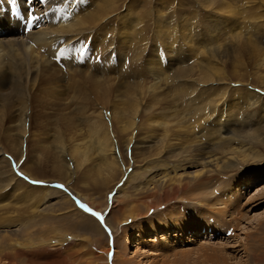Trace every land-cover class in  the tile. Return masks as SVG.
<instances>
[{"label": "bare ground", "instance_id": "bare-ground-1", "mask_svg": "<svg viewBox=\"0 0 264 264\" xmlns=\"http://www.w3.org/2000/svg\"><path fill=\"white\" fill-rule=\"evenodd\" d=\"M134 1L131 0L130 3L134 4ZM197 2L205 9L204 18L198 16L200 13L203 14V9L199 7L194 11V14L192 12L190 14L186 12V14H178V10L173 8L169 11L168 16L171 15V19L176 22L173 24L175 31L169 29L165 23L167 21L162 18L161 21L164 23L158 21L157 31L159 34L163 33V37H157L158 42L155 45L154 42L149 44L152 45L151 48L149 45H145L150 48L152 54L143 60L147 61L148 71L151 72L152 81H154L151 85L141 84V87L135 89L140 95L139 98L146 95L147 98L151 97L150 104L141 107L139 102H132V108H129L131 111L130 118L125 112L127 109H122L123 107H119L118 104L113 106L111 111L112 121L118 123L120 129L125 132L130 130L134 132L136 126L138 127L137 113L140 109L152 111L146 121L143 120L146 124V135L138 141L137 137L130 134L126 138V150L130 147L132 149L135 146L141 147L143 150H140L139 153L145 155L147 152L144 151V148H154L153 150L157 151L158 156L151 158L149 163L158 160V157L167 152L170 154L169 156L174 157L175 163L172 165L162 164L161 160H158L157 165L160 166V169L157 167L158 173L154 175L150 172L151 167L148 165L145 167V171L152 175L147 180V184L159 182L160 186V189L153 192L159 197L156 200L157 203H145V213H148L150 208L158 209L161 204L167 207L172 201L181 200L183 192L190 187L187 181L182 179L184 174H191L190 176H193L198 185L200 182L204 183L201 181L204 174L216 175V177L219 176L218 179L223 177L227 180L234 171L242 170L245 166L255 165L264 159V0H197ZM19 3L16 6L24 8V18H26V10L34 6V15L39 19L32 25L31 29H27L29 26L27 18L25 24H22L21 20L9 18L6 9L11 10V4L8 3V0H0V26L5 29V34L0 35V94H8L6 88L10 83L11 89L23 95L17 94V96L22 97L20 108L16 110L17 119H13L11 116L10 129L7 130L8 136H12L11 132L15 131V139H20L18 154L22 155V146L28 131L25 122V112L28 107L25 108L24 106L25 99L30 92L27 90L28 82H37L38 77L42 76L54 77V72H52L54 67L51 65L54 57L60 56L66 50L68 52L71 42L82 37L83 35L80 34L86 28L99 25V22L104 23L103 31H116L125 48L128 47L129 42L138 39L139 35L142 37L146 28L142 18L132 13L134 11H132V4H126V12L129 7L131 9L127 13L118 12L124 3L122 0H43L42 8L36 6V3L32 1L30 5L26 4L25 0H19ZM19 7H17L18 10H20ZM143 10L146 11V8ZM112 15H116L115 17L120 23H124V26L115 27L116 24L111 22ZM104 39L107 44L111 42V39L108 40L106 36ZM92 46L94 45L92 44ZM162 58L164 61L165 58L168 60L170 66L168 70L166 69L167 66H162ZM63 59L65 58L63 57ZM156 59H160V62L154 65L153 62ZM174 64L177 65V70L175 69L174 74L170 75V71L175 67ZM67 66L82 69L74 66L71 62ZM234 79L240 80L241 82L237 83L242 86L233 88L232 85L236 84L232 82ZM228 80L231 81L227 82ZM222 83L232 85L228 84L223 87L220 85ZM94 85L100 91V84L94 82ZM171 88L173 95L167 94ZM145 89L146 92L143 91ZM149 92L153 93L155 97L150 96ZM171 96H175L174 104H172L173 98ZM0 100L1 104L8 99L0 97ZM157 104H164V106ZM157 107L162 108L156 111ZM100 112L102 115L103 110ZM101 118L102 120L99 122L96 121L98 123L92 121L94 123L93 126L91 125L92 130H94L93 134L95 133L94 138H92V146L102 154L103 162L101 163L104 164V167L98 166V169H103L104 175H112L110 181L113 182V174L117 171L114 169L115 165L119 167V171L123 169L125 171L127 167L124 157L121 153H117L115 148L116 140L112 136V127L108 122H104L103 116ZM195 123H199L198 127L195 125L199 129L197 133L194 132V128L192 130L191 124ZM174 128H182L185 133L192 132L194 134V138L191 140L192 145H194L192 148L197 150L196 153L192 154L186 150H179L181 148L177 146L179 143L176 139L179 138L180 134L172 133ZM157 130H161V133L157 134ZM55 147L59 148L67 159L66 174L73 176L77 166L80 165L74 158V152L66 149L64 145L60 147L58 144ZM78 152L83 153L82 149ZM87 153L84 154L86 157L88 156ZM149 159L147 158V162ZM3 165L4 160L2 158L0 160V202H3L4 199L1 198L3 189L14 181V176L10 175L11 168L8 170ZM179 167H181L182 174L176 172L180 171L177 170ZM167 168H171V170L168 171ZM188 169H194V172H189ZM98 175L99 173L97 178ZM176 176L179 178L175 179ZM79 195H81L80 201H84L85 198L97 208L108 212L107 217L106 214L104 215L107 220H110V215L112 217L114 209H118L121 213L124 212L122 208L125 206L118 208L119 203H114L117 195L113 196L111 203H104V206L83 193H79ZM217 198L219 202L216 203L214 200L217 206L219 203H225L221 197L217 196ZM237 199H239L238 195L235 196V201ZM60 204V208L66 209L65 213H62L63 215L54 216L51 213H41L45 214L43 222L49 223L47 229H51L54 219L59 217L72 221L75 227L85 230L89 236L79 238L71 235L68 229L67 231L60 230L59 236L55 238L46 239L44 237L46 229L42 227L39 231L41 235L37 239L30 236L34 225L30 226V221H26L21 223V226L25 227L27 237L17 239L13 236L16 229L12 227L17 224L20 225V222L16 223L14 218L6 215L9 203H3L0 204V264H36L34 258L37 257H42L41 260L46 261V264H66L69 260H78L80 254L87 260L89 259L88 264L97 260L107 264L108 248L105 249L103 244L105 233L100 222L84 214L73 203H69V205L68 203ZM35 209L40 211L38 207ZM219 209L220 215H223L225 210ZM70 211L73 213H69ZM34 212L36 211H33L31 221L41 215ZM74 215L79 216V219L75 221ZM143 215L145 214L140 208H134L131 215L126 219L116 220L117 226L114 227V218L111 224L114 229L117 230L118 228L119 230L120 228L122 230V225L126 224L129 217L134 220ZM167 218L170 220L168 222L177 224L171 216V219ZM161 222L162 225L170 227L169 223ZM117 234L119 235L120 232ZM149 234L146 232L133 234V240L131 238V241H128L127 247L132 246V242L136 241L138 236L142 235L141 239H143ZM124 239H126L125 235L121 240L118 238V248L114 253V261L117 264H131L133 262V259L126 255L128 252ZM76 240L80 242L75 243ZM62 247L66 249L64 250ZM31 248L44 249L42 253L39 252L40 254L30 257L32 252L27 249ZM20 258H23L24 263L18 260Z\"/></svg>", "mask_w": 264, "mask_h": 264}, {"label": "rangeland", "instance_id": "rangeland-1", "mask_svg": "<svg viewBox=\"0 0 264 264\" xmlns=\"http://www.w3.org/2000/svg\"><path fill=\"white\" fill-rule=\"evenodd\" d=\"M122 1L124 3L118 12L123 11L122 13H125L126 4L130 3L131 0ZM41 4L42 2L37 3L36 6L42 8ZM132 5L134 6H132V11L134 10L132 13L137 14L144 21L146 30L144 35L142 33V37L139 35L138 39L129 42L128 47L125 48L120 35H117L116 31H103L102 26L104 23L99 22V25L86 28L80 34L83 35L82 37L71 42L69 47L71 50L68 52L66 50L60 56L54 57V61L51 62L54 67L52 70L54 77L42 76L38 77L37 82H28L27 90H30V92L24 103L25 108L28 107L25 112L28 131L22 146V155L18 154L21 141L15 139V131L11 132L12 136H8L7 133V130L10 129L11 116L13 119H17L16 110L20 108L22 97L17 96V94H22L11 89L10 83L6 88L8 94H0V97L8 99L0 104V157L2 156L0 160L3 158L4 168L8 170L11 168L10 175L14 176L13 183L3 189L4 192L2 191L1 198L4 199L0 204L9 203L6 215L14 218L16 223L20 222V225L17 224L12 227L16 229L13 236L17 239L27 237L25 227L21 226V223L30 221V226L34 225L30 236L35 238L41 235L39 231L42 227L46 229L44 233L46 239L55 238L59 236L60 230L67 231L68 229L71 235L82 238L89 233L75 227L72 221L58 217L54 219L53 227L47 229L49 223L47 221L43 222V216L48 213L54 216L63 215L62 213H65L66 209L60 208V203H68V205L73 203L75 207L79 208L75 202L81 199L79 193L85 194L88 198L103 204V206L104 203H111L113 196L117 195L114 203H119L118 208L125 206V208H122L124 212L121 213L118 209H114L112 217L110 215V220H107L108 212L106 213L105 210L97 208L85 198L84 201H80L93 211L99 212L103 216L106 214L104 223L100 224L105 233L103 244L105 249L108 248L107 264H117L114 261V253L118 248V238L121 240L124 235L126 237L124 244H126V251L128 252L126 255L133 259L131 264H264V159L258 161L255 165L245 166L242 170L234 171L227 178L230 181L223 177L218 179L219 176L216 177V175L204 174L202 175L204 180H201L204 183L200 182V186L193 176H190L191 174H184L182 179L187 181L190 187L183 192V198L172 201L170 206L167 207L161 204L158 209L153 210L150 208L148 213H145V203H157L156 200L159 197L154 195L153 192L160 189L159 182L147 184V180L158 173L156 170L157 167L160 169V166L157 165L158 160H161L162 164L172 165L175 163L174 157L169 156L170 154L167 152L165 155L158 157V160L149 163L158 156L157 151L153 150L154 148H144V151L147 152L145 155L139 153L140 150H143L141 147L135 146L133 149L130 147L126 150V138L130 134L137 137L138 141L146 135L144 121L152 111H145L144 109L138 111V127L136 126V129H134L136 133L131 130L127 132L121 130L119 124L117 123V125L115 121H112L111 111L113 106L118 104L119 107H123L122 109H127L125 112L130 118L131 111H129V108H132V102H139L141 107L150 104L151 97L147 98L146 95L139 98L140 95L137 94L135 88L141 87V84L151 85L154 81H152L151 72L148 71V63L143 59L152 54L150 53L152 45L149 44L154 42L155 45L158 42L157 37H163V33L159 34L157 31L158 21L164 23L161 19L165 18V21H167L165 23H167L169 29L174 30L173 24L176 22L171 19V15L168 16L171 9L178 10V14H190L191 12L194 14V11L199 7L203 9V14H198L200 18H204L205 9L198 4L197 0H135ZM31 8H34V6ZM144 8H146V11L143 10ZM19 9L21 8L19 7ZM130 10L129 7L127 12ZM6 14L9 18L21 20V23L25 24L26 18H24L22 11L16 16L7 8ZM115 16L112 15L111 17V22L113 21L114 25L116 24L115 27L124 26V23H120ZM27 29L29 28L27 27ZM3 34H5V29L0 26V35ZM104 36L108 40L111 39V42L107 44ZM146 44L150 48L145 46ZM58 57L64 62L65 66L59 63ZM68 60L70 61L68 62ZM70 62L82 69L68 67L67 64ZM158 62H160V59H156L153 64L155 65ZM168 63L166 58L165 61L162 58V66H167V70L170 68ZM174 65L175 67L170 71V75L174 74L175 69L177 70V65ZM229 81L231 80L227 82ZM239 81L232 80L233 84L236 83L235 85L229 83L220 85L224 87V85L229 84L233 88L241 87L242 85L237 83ZM94 82L100 84L102 87V89L100 87V91L94 85ZM143 91L146 92V89ZM168 93L173 95L172 88L167 91ZM148 94L154 96L151 92ZM174 97L171 96L173 98L172 104H174ZM8 102L9 104H7ZM12 103L13 105H11ZM159 106L163 107L164 104ZM162 107H157L156 111H159ZM100 110H103L102 115ZM101 116H103L104 122H108L112 127V136L116 140L114 143L115 148L117 153H121L124 157L127 167L125 171H123L124 169L119 171V167L115 165L114 169L117 171L113 172V182L110 181L112 175H104V170L98 169V166L104 167V164L101 163L103 162L102 154L92 146V138L95 136L92 126L102 120ZM191 125L193 126L192 130L195 129L194 132L197 133L199 123ZM156 132L157 134L161 133V130ZM172 133L180 134L179 138L176 139L179 143L177 146L181 148L179 150H186L192 152V154L197 152L192 148L194 147L191 140L194 138L192 132L185 133L182 128H174ZM85 143L87 146L84 145ZM58 144L60 147L64 145L66 149L68 148L72 153L74 152V158L80 164L73 176L66 174L65 170L68 169L67 159L59 148L55 147ZM80 149L83 153L78 152ZM86 152H88L87 157L84 155ZM117 155L120 157L119 154ZM147 158H150L148 162ZM36 161L37 163H35ZM13 164H15V168ZM147 165L151 167L150 172H152V175L145 171ZM121 166L123 168L122 164ZM180 168L177 169L180 171L176 172L182 174ZM167 170L170 171L171 168H167ZM187 171L194 172V169H188ZM97 172L99 173L98 178ZM24 177H28V179L25 180ZM176 178L179 177L176 176ZM31 181H42L43 183L33 184ZM206 183L207 185H205ZM248 183L250 185H247ZM58 184L64 185V188L55 187ZM236 195L239 197L237 201H235ZM217 196L221 197L225 203H219L217 206L214 203V200L216 203L219 202ZM222 204H224L223 208L221 207ZM37 207L40 211L35 209ZM134 208H140L145 215L134 220L129 217L126 224L122 225V230L120 228L119 230L118 228L117 230L114 229L111 224L113 218L115 227L117 226L116 220L126 219L131 215ZM218 208H220L219 210H225V213L220 215ZM79 209L84 212L83 209ZM98 209L99 211H97ZM33 211H36L35 214H45H41L40 217H36L31 221ZM69 213H73V211ZM84 214L93 217L89 213L84 212ZM170 216L177 224L174 225L168 222L170 220L167 217L170 218ZM157 218L159 219L155 222ZM78 219L79 216L74 215V220ZM161 221L169 223L170 227L162 225ZM105 226L111 230V237L105 230ZM117 232H120V234L118 235ZM141 232L150 234L143 239H141L142 235L138 236V239L132 242V246L127 247L133 234ZM77 242L80 241L76 240L75 243ZM27 250L32 252L30 257L43 252L38 248ZM73 251L75 252V250ZM109 253H112V255L109 256ZM34 259L36 264H46V261L41 260L42 257ZM18 260L24 263L23 258ZM88 261L89 259L87 260L86 257L80 254L78 260H69L66 264H88ZM102 262L97 260L91 264H103Z\"/></svg>", "mask_w": 264, "mask_h": 264}, {"label": "snow or ice", "instance_id": "snow-or-ice-1", "mask_svg": "<svg viewBox=\"0 0 264 264\" xmlns=\"http://www.w3.org/2000/svg\"><path fill=\"white\" fill-rule=\"evenodd\" d=\"M8 2H9V4H11L13 6H16L17 3H18V0H8ZM40 2H43V0H40ZM25 3L26 4H30L31 0H25ZM16 11H17V8L14 7L13 8L14 14H15ZM26 18H27V22H28L29 25L33 24L35 21H37L39 19V17L34 15L33 8H31V7H29L26 10ZM13 167L15 168V164H13ZM21 175H22V173H21ZM24 179L27 180L28 177H24ZM31 182L33 184L43 183L42 181H31ZM55 187L63 189L64 185L58 184V185H55ZM75 202L77 203L79 208L83 209V211L85 213L91 214L93 217H95L97 220H99L101 224L104 223V216L101 213L93 211L89 206L81 203L79 200H76ZM105 230L108 232L109 237H111V230L107 229L106 226H105ZM69 239H71V237H69ZM111 255H112V253H109V256H111Z\"/></svg>", "mask_w": 264, "mask_h": 264}]
</instances>
